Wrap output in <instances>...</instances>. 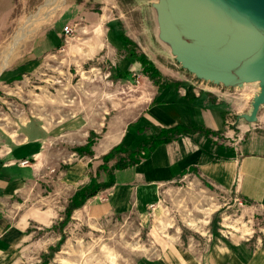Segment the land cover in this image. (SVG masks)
<instances>
[{
  "label": "crops",
  "instance_id": "obj_1",
  "mask_svg": "<svg viewBox=\"0 0 264 264\" xmlns=\"http://www.w3.org/2000/svg\"><path fill=\"white\" fill-rule=\"evenodd\" d=\"M57 1L42 0L40 5L53 6ZM97 2L102 4L104 0H95ZM33 3L34 0H0V42L15 8ZM63 4L50 21L39 26L30 49L22 54L25 57L18 66L19 71H28L38 57L61 47L63 26L81 20L86 23L84 27L91 29L94 49L100 44L117 52L118 64L110 73L118 76L121 71L124 75L115 79L131 83L135 73L150 78L143 73L137 59L127 56L122 36L134 39L124 31L120 17L125 13L118 17L104 10L95 14L87 9L91 7L90 0H64ZM47 12L45 19L51 10ZM24 20L26 25L21 24L19 41L33 31L31 25L35 21ZM77 32L75 27L74 33ZM101 32L100 37L96 35ZM75 34L73 38L78 35ZM152 38L156 44V38ZM150 47L154 48L153 43ZM70 48L75 52V44ZM142 52L156 65L148 51ZM11 53L12 49L4 54L0 69L6 66L7 63L4 66L3 63L8 62ZM157 68L167 74L161 67ZM181 72L173 81L148 82L143 91L140 90L143 96L148 95L145 101L138 97L136 102L126 104L112 115L103 110L94 114H69L56 120L36 117L0 137V264H32L33 261L70 264L75 254L62 253L64 239L56 250L51 252V247L64 230L62 215L65 216V207L74 191L93 181L108 180L109 169L103 168V156L115 146L134 151L144 139L162 129L180 126H200L208 132L183 133L158 144L140 161L125 167L114 168L118 155L110 157L107 165L115 181L99 188L82 205L72 209L68 221L77 215L95 219L113 216L139 219L142 227L156 230L155 239L161 245L159 252L142 255L140 264H198L201 259L205 264H264L262 237L254 241L253 234L239 235L231 230L228 233L213 224L207 234L206 231L196 234L210 239L209 251L199 256L185 245L189 236L176 217L170 214L167 220H159L157 224L158 216L165 211L162 198L169 197V193L172 196L177 188L175 184L185 181L186 177L191 183L210 184L216 194L227 195L234 203L242 198L243 211L249 220L256 217L264 222V105L256 122L242 118L235 123L237 115L251 112L258 88L210 85V89L196 93L187 73ZM13 75L15 72L10 71L7 77ZM239 136H242L240 140ZM89 141H92L90 153L76 150L86 147ZM5 148L9 149L8 153H3ZM23 158H27L29 164H20ZM103 195L104 199L98 198Z\"/></svg>",
  "mask_w": 264,
  "mask_h": 264
},
{
  "label": "rangeland",
  "instance_id": "obj_2",
  "mask_svg": "<svg viewBox=\"0 0 264 264\" xmlns=\"http://www.w3.org/2000/svg\"><path fill=\"white\" fill-rule=\"evenodd\" d=\"M90 1L91 7L87 9H92L95 14H101L104 10L118 17L125 13L120 18L124 31L134 39L135 49L139 52L144 49L148 51L156 65L167 73L162 74L158 80L173 81L182 71L187 73V79L197 81L174 61L160 43H154V15L152 10L149 14L147 5L141 6L144 0H104L102 4L95 3V0ZM41 2L42 0H34L32 5L15 8L0 42V65L4 54L12 49L10 59L1 69L3 73L0 75V137L12 133L18 124L27 119L41 117L45 120H56L69 114H94L103 110L112 115L125 108L126 104L136 102L138 97L142 101L148 98V95L143 96V87L152 80L158 83V80L145 78L138 73L135 77L140 80V84L132 87L129 83L115 79L120 78V75L110 72L118 64L117 52L111 50L112 47H100V44L94 49L93 44L91 45L93 37L91 38L89 32L91 29L84 27L86 23L81 20L73 24L79 31L74 33L78 34L75 38L74 34L68 42L63 38L61 47L38 57L28 71H19L18 66L25 57L22 54L30 49L39 26L50 21L64 6V0H58L53 6L40 5ZM47 10L51 12L48 19H45ZM24 19L35 21L31 25L33 31L19 41L23 30L21 26L26 25ZM96 35L100 37L102 32ZM150 43H153L154 48L150 47ZM71 44H75V52L69 49ZM10 71H14L15 75L7 77ZM175 185L177 188L172 196L169 193V197H163L161 201L163 210H168V213L164 211L156 221L157 224L159 220L164 222L170 214L176 217L177 222L184 227L183 231L189 236L185 245L191 252L201 256L209 251L210 245L207 243L210 239L200 238L196 234L204 231L207 234L213 224L225 232L230 233L231 230L239 235L253 234L254 241L257 237H262L264 241V222L256 217L249 220V216L243 211L244 206L238 200L234 203L229 196L216 194V189L210 184L191 183L188 177ZM155 231L142 227L140 220L135 217L95 219L77 215L59 233L60 236L64 235L62 253L75 254L70 264H140L142 255L159 252L161 245L155 239L158 237L154 235ZM197 263L205 264V261L201 259ZM32 264L37 262L33 261Z\"/></svg>",
  "mask_w": 264,
  "mask_h": 264
},
{
  "label": "water",
  "instance_id": "obj_3",
  "mask_svg": "<svg viewBox=\"0 0 264 264\" xmlns=\"http://www.w3.org/2000/svg\"><path fill=\"white\" fill-rule=\"evenodd\" d=\"M146 1L156 43L197 81L258 88L251 112L235 123L256 122L264 105V0Z\"/></svg>",
  "mask_w": 264,
  "mask_h": 264
},
{
  "label": "trees",
  "instance_id": "obj_4",
  "mask_svg": "<svg viewBox=\"0 0 264 264\" xmlns=\"http://www.w3.org/2000/svg\"><path fill=\"white\" fill-rule=\"evenodd\" d=\"M122 40L125 42V49L127 51V56L130 58L137 59L142 64V70L145 75L149 76L152 79L158 80L161 77L162 72L157 68L155 63L152 60H150L145 53L137 51L135 49L134 41L131 40L129 37L123 35ZM118 75H124V74L121 71H118ZM158 82H160V80H158ZM196 130H203L208 132V130L200 126H195V127L180 126L176 128L162 129L159 133L144 139L142 144L134 151H130L129 149L125 148L122 145L115 146L110 151V153L105 154L103 156L104 159L103 168L109 169L108 180L102 182L93 181L91 184H84L78 187L72 194L71 200L65 207V216L63 220H61V226H64L68 221L72 209L82 205L87 199V197L94 194L99 188L104 186H109L115 181L114 174L111 171V168L107 165V161L109 160L110 157H114L118 155V159L114 168L125 167L127 165L140 161L143 157L147 156L158 144L162 142L171 141L183 133L194 132ZM91 144L92 141H89L86 147H82V148L78 147L76 148V150L79 153H82L83 151L90 153ZM63 239H64V235H61L56 245L51 247V252L59 247Z\"/></svg>",
  "mask_w": 264,
  "mask_h": 264
},
{
  "label": "built area",
  "instance_id": "obj_5",
  "mask_svg": "<svg viewBox=\"0 0 264 264\" xmlns=\"http://www.w3.org/2000/svg\"><path fill=\"white\" fill-rule=\"evenodd\" d=\"M74 28H75V25H73V24H66V25L63 26V34H64L63 38L65 39L66 42H68L69 39H71V37L73 36V34H74ZM135 76H138L137 73L133 74V77H134L132 79L133 81L131 83H129L132 87H135L134 85L140 84V80L137 79V77H135ZM191 86L193 88V91L196 92V93H199L202 90L210 89L209 88L210 87L209 84L205 85V83L204 82H201V81H199V82H197V81L196 82H192L191 83ZM241 138H242V136H239V140ZM8 152H9V149L8 148H5L3 150V153H8ZM19 163L20 164H23V165L24 164H29V160L27 158H23V159H21L19 161ZM98 198L99 199H104L105 196L104 195L103 196H99ZM236 200H238V203L239 204H241V205L244 204V200L242 198H237ZM152 205H154V204H152Z\"/></svg>",
  "mask_w": 264,
  "mask_h": 264
},
{
  "label": "bare ground",
  "instance_id": "obj_6",
  "mask_svg": "<svg viewBox=\"0 0 264 264\" xmlns=\"http://www.w3.org/2000/svg\"><path fill=\"white\" fill-rule=\"evenodd\" d=\"M5 56H6V55H5ZM5 63H7V62L4 61L3 66L5 65ZM3 66H2V67H3ZM4 67H5V66H4ZM0 71H1V69H0Z\"/></svg>",
  "mask_w": 264,
  "mask_h": 264
}]
</instances>
